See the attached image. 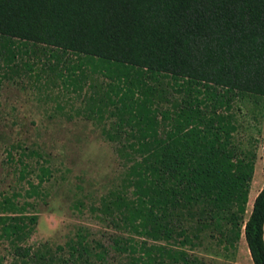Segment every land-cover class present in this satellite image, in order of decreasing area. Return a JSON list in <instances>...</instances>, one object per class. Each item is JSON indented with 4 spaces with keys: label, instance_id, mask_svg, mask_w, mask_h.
Masks as SVG:
<instances>
[{
    "label": "trees",
    "instance_id": "trees-1",
    "mask_svg": "<svg viewBox=\"0 0 264 264\" xmlns=\"http://www.w3.org/2000/svg\"><path fill=\"white\" fill-rule=\"evenodd\" d=\"M14 40L49 50L40 73L84 92L119 172L87 208L108 233L78 227L54 247L28 245L38 216L18 199L33 187L2 196L0 264H208L195 249L234 255L242 236L264 264V184L246 218L260 141L238 105L257 128L264 0H0L3 77L17 74Z\"/></svg>",
    "mask_w": 264,
    "mask_h": 264
},
{
    "label": "rangeland",
    "instance_id": "rangeland-1",
    "mask_svg": "<svg viewBox=\"0 0 264 264\" xmlns=\"http://www.w3.org/2000/svg\"><path fill=\"white\" fill-rule=\"evenodd\" d=\"M14 41L18 51L17 74L8 72L3 77L5 72L0 70V199L34 190L30 197L18 199L19 203H32L26 211L38 216L28 241L31 246L63 245L78 227H86L93 233H108L103 224L89 215L87 208L116 181L119 165L112 144L101 135L97 122L85 117L84 92L78 96L73 86L63 84L59 78L53 83L51 73H40L43 63L55 61H46L50 51L45 55L41 49H35L33 54L31 45L24 47L20 41ZM66 57L76 61L71 56L63 59ZM33 63L35 66L30 72L26 65ZM93 77L99 78V82L103 80L98 75ZM238 105L243 125H252L246 134H253L260 141L247 218L264 184V114L256 128L250 104ZM41 168L48 170L45 176ZM39 177L44 181L40 183ZM77 200L84 203L81 212L73 207ZM7 253L6 244H0L1 256L9 259ZM193 254L208 264H253L243 236L234 255H215L204 247L195 249Z\"/></svg>",
    "mask_w": 264,
    "mask_h": 264
},
{
    "label": "crops",
    "instance_id": "crops-1",
    "mask_svg": "<svg viewBox=\"0 0 264 264\" xmlns=\"http://www.w3.org/2000/svg\"><path fill=\"white\" fill-rule=\"evenodd\" d=\"M261 189H262V188H261ZM261 189H260V190H261ZM260 190H259V191H260ZM259 191L257 192L256 196L258 195ZM256 196H255V197H256Z\"/></svg>",
    "mask_w": 264,
    "mask_h": 264
}]
</instances>
